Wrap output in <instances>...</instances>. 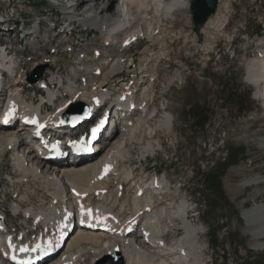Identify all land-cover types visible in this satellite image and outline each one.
<instances>
[{
  "label": "rangeland",
  "instance_id": "obj_1",
  "mask_svg": "<svg viewBox=\"0 0 264 264\" xmlns=\"http://www.w3.org/2000/svg\"><path fill=\"white\" fill-rule=\"evenodd\" d=\"M4 1L0 0L2 18L17 11L20 20L32 25L41 20L48 27L54 24L49 20L63 18L57 14V10L62 7L50 0H11L10 5ZM226 1L222 0L223 3ZM230 1L227 21L229 26L224 34L211 39L208 51L204 50L208 43L207 34L202 31L203 25L198 31L195 30L191 5L175 12L174 16L163 19L164 23L170 24L169 20L173 22L170 24L172 29L182 34L178 35L179 38L173 37L172 34L167 35V56L159 61L160 63H156L160 78L155 79L149 97L151 107L155 106V109L159 110L155 117H150L153 119L151 125L161 118L166 107L174 116L172 132L158 129L155 133L162 147L158 146L155 152L143 156L142 147L150 140V135L144 134L139 139H129V135L124 136L122 131H115L113 136L117 139L123 138L127 144L128 153L123 161L136 175L148 179V176L158 172L160 178L167 177L169 187L165 189L166 194L163 196L166 203L175 198L178 203L185 200L191 205V218L201 227L199 243L204 249L201 264H264V248L255 247L256 243L264 241V238L256 239L252 234L254 227L248 225L242 216L245 210L264 202V106L255 98V86L247 77L251 61L259 59L261 62L264 55V0ZM13 9L15 10L12 13ZM6 23L2 21L0 25V43H12L18 67L12 82L10 75H6L8 84L4 93L17 89L20 79L23 95L19 98L23 96V101L34 98L35 105L39 94L45 92L37 84L30 83L28 78L31 73L45 66L43 77L53 76L59 71L68 75L71 72V63H77V55L66 52L65 45L70 42L71 46L80 48L85 39L102 41L96 30H87L83 25H80V31H76L74 35H65L51 29L50 37L53 42L49 45L47 41H42L40 51L33 49L28 43L33 37L21 38V34H17L19 28L15 29V20L10 27ZM185 34L193 36L195 43L188 44L184 39ZM159 40L160 38L154 42L158 46ZM152 44L150 38H147L130 48H125L126 57L122 71L140 73L139 67L145 59L144 52ZM45 45L46 47H43ZM131 58H135L136 63L134 68L129 70ZM97 63L101 64L102 60ZM179 73L189 76L171 80L172 75ZM98 74L100 75V72ZM133 74L131 78L120 76L114 85L121 87L124 85L122 80L127 79L129 91L139 95L143 83L132 78ZM80 82L81 80H78V83ZM65 83L67 86V81ZM111 85L109 88L114 89L115 86ZM61 89L63 91L56 105L71 98L64 92L66 87ZM43 109L48 114L53 110L48 105L43 106ZM81 109L85 111V115L79 125L80 133L87 130L98 117L100 119L105 116L104 110L93 114L87 103H84ZM203 122L206 123L202 124ZM17 131L20 132L18 128ZM137 135H140V132H137ZM16 137L13 143H16ZM104 139L106 138L102 137V141ZM6 150L5 148L3 153H0V210L5 211L11 232L21 231L23 235L29 234L30 237L37 234L38 238L46 236L48 232L44 225L26 217L23 210L17 214L14 206L45 202L48 200V189L39 181L14 184L10 177L16 179L19 176L17 157L13 149ZM104 151L105 149L101 154ZM37 160V157L34 156L33 159L32 156L28 159V164L36 165ZM47 169L43 168L45 174L50 171ZM260 177L263 180L262 185H244L246 180ZM114 185L115 182L110 184V190ZM28 186H31L30 190ZM129 191L126 188L124 194L127 195ZM132 193L133 189L130 191V194ZM158 208L161 210L164 206L159 203ZM169 214L168 211L165 213L164 220L172 228L165 231L167 241L172 244L177 229L179 237L184 234V229L178 222L175 225L170 223L172 219ZM85 260L88 264L121 262L118 254L92 261V255L88 253Z\"/></svg>",
  "mask_w": 264,
  "mask_h": 264
},
{
  "label": "bare ground",
  "instance_id": "obj_2",
  "mask_svg": "<svg viewBox=\"0 0 264 264\" xmlns=\"http://www.w3.org/2000/svg\"><path fill=\"white\" fill-rule=\"evenodd\" d=\"M4 2H8V5L12 4L11 0ZM53 2L67 4L68 0H54ZM189 5L190 0H82L79 7L74 8L64 16L68 20L78 21L87 30H96V34L102 41L85 39L80 48L71 46L70 42L66 44V52L70 51L77 55V63H71L70 74L65 75L59 71L52 76V79H59L62 82L67 88L65 93L71 95V101L87 103L93 114H98L104 110L105 116L102 120L108 119L109 123L104 134L106 139L99 140L97 144L99 150L97 154H93L82 162H63L62 165H59V169H56V172L59 171L58 174L54 176H49L48 172L45 174L43 168L46 166H43L41 160L36 162L38 163L36 165L33 163L30 165L28 163L32 159L28 161L18 154L16 156V165H18L20 172L16 179L10 177L14 184H20L23 181L26 184L29 181H39L41 184L47 183L50 186L47 191L49 192L47 201L37 204L30 202L28 205L17 204L14 206L15 212L23 210L27 217L33 218L40 225H44L48 232L46 236L52 238L54 247H59L58 238L70 230V227L65 228L64 224V218H67V214H71L69 218H72L73 223H78L75 231L61 246L59 253L39 264H88L85 263L88 253H91L93 261L113 253L116 254V252L120 253L125 264H201L204 252L202 244L199 243L201 227L196 225L188 215L191 205H188L185 200L178 203L175 198L169 199L170 203H166V199L161 198L148 185L149 182H154L155 175L148 176V179L144 176L139 177L133 169L125 165L123 160L128 153L127 144L123 138L117 139L115 135L113 136L115 131H122L124 136L129 135V139H139L144 134L150 135V140L142 147L143 156H145L146 153L155 152L158 146L162 147L160 140L156 139L155 136L158 129L169 133L173 131L174 116L167 107L161 118L154 125H151L153 119H150V115L154 110L158 112L159 110H156L155 106L154 108L151 107V98L149 97L155 79L160 78L156 63L161 62L167 56V35L172 34L173 37L179 38L178 35L182 34H178L172 29L170 24L173 22L169 20L170 24L164 23L163 19L174 16L175 12L182 11ZM230 6V0L224 3L220 0L215 15L210 17L202 26V31L208 37V43L204 47L205 51L210 49L211 39L224 34L229 26L227 21L229 20ZM18 14L16 11L11 15V18L9 17L11 25L14 20L15 26L19 21H22L18 18ZM57 14L60 15L59 12ZM49 21L55 22L53 19ZM54 24L48 27L41 20H38L32 27V31L27 32L26 36L33 37L28 41L33 49L41 51L42 41H47V44L53 42L50 31ZM122 29L124 30L122 31ZM139 35L150 38L153 44L146 51L144 50L145 59L139 67L140 73H125L122 71L125 63L124 57H126V55L124 56L125 48ZM158 38H160L159 46L154 43ZM184 39L188 41V44L196 41L193 36L188 34H185ZM54 57L56 56L54 55ZM100 60L102 63H97ZM130 61L129 70L134 68L136 59L131 58ZM262 61L254 59L248 66L247 77L252 84H260L258 72ZM0 64H2V46H0ZM2 69L6 72L5 69L7 68L3 67ZM132 74L134 75L132 78L143 83L139 95L129 91L127 79L122 80L123 84L126 85L125 87H123L124 85L121 87H118V84L114 85L120 76L121 78H131ZM140 74L142 75L140 76ZM187 76L189 75L179 73L172 75L171 80L175 77L184 79ZM78 80L81 82L78 83ZM18 82L17 89L9 91V98H13L14 102L25 110L38 109L39 106L36 107L34 104L35 101H22L23 96L19 98L22 94L20 85L22 82L21 80ZM111 84L115 86L114 89L109 88ZM120 90L123 91L118 93ZM59 91L61 92V90L57 91L53 88L47 89L50 97H55ZM123 95H126L127 99L123 100ZM132 104H135L134 108L131 107ZM0 119L2 118L0 117ZM12 127L13 125L6 126L0 121V153L11 146L14 138L20 133L17 131L18 126ZM149 130H151L150 133H148ZM57 132L62 133L60 130ZM137 132H140V135H137ZM11 149L17 153L16 144ZM104 149L105 151L101 154ZM99 154L101 155L96 157ZM41 155L34 149L31 153L33 159L34 156L40 159ZM106 168L107 171H105ZM103 170L106 173L103 174ZM55 176L60 177L59 183L63 184L62 188H60L62 185L59 186L54 181ZM262 179L261 177L248 179L244 185L247 187L254 184L262 185ZM158 181L163 187L161 191L169 187L167 178L159 177ZM112 182H115V185L110 190ZM27 188L30 190L31 186ZM126 188L130 191L133 189L134 193L130 194L129 191L125 195L124 190ZM143 189L145 191L140 195ZM160 199H162L161 202H159ZM159 203L164 206L162 210L158 208ZM168 204H174V206L171 207ZM90 205H94L100 213L96 217L97 225L108 228L107 232L86 229L79 225L80 222L85 221L86 216L82 212V208H87ZM164 211L170 213L172 219L169 221L170 223L173 222L175 225L178 222L184 229L182 236L179 237L174 234L172 244L167 241L168 236L165 231L172 226L165 222ZM243 217L248 225L254 227L252 234L255 238H264V202L245 210ZM134 225H138L137 229L132 233H126L127 228ZM114 227H116V231H113ZM3 247L4 245L0 246V264H10L9 260L3 256L4 251H6ZM255 247L264 248V241H259Z\"/></svg>",
  "mask_w": 264,
  "mask_h": 264
},
{
  "label": "water",
  "instance_id": "obj_3",
  "mask_svg": "<svg viewBox=\"0 0 264 264\" xmlns=\"http://www.w3.org/2000/svg\"><path fill=\"white\" fill-rule=\"evenodd\" d=\"M219 0H191V10L193 14V21L195 30L198 31L201 25H204L208 19L216 13ZM45 66H41L34 73L29 75L30 83L37 82L43 76V70ZM83 103L72 104L64 115V120L69 123H74L76 120L84 114L81 106ZM124 264V260L121 257V262Z\"/></svg>",
  "mask_w": 264,
  "mask_h": 264
},
{
  "label": "snow or ice",
  "instance_id": "obj_4",
  "mask_svg": "<svg viewBox=\"0 0 264 264\" xmlns=\"http://www.w3.org/2000/svg\"><path fill=\"white\" fill-rule=\"evenodd\" d=\"M8 115H10V113L5 115V120H7ZM32 122L35 123V121H32ZM37 135H39V133H37ZM54 147H55V146H54ZM107 170H108V169L106 168L105 171H107ZM83 211H84V209L82 208V212H83ZM87 212H88L89 215H91V210H90V209L87 210Z\"/></svg>",
  "mask_w": 264,
  "mask_h": 264
},
{
  "label": "trees",
  "instance_id": "obj_5",
  "mask_svg": "<svg viewBox=\"0 0 264 264\" xmlns=\"http://www.w3.org/2000/svg\"><path fill=\"white\" fill-rule=\"evenodd\" d=\"M206 122H203L202 124H205Z\"/></svg>",
  "mask_w": 264,
  "mask_h": 264
}]
</instances>
